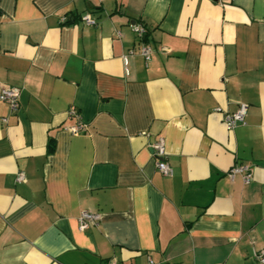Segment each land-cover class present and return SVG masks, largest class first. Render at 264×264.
<instances>
[{
	"label": "crops",
	"instance_id": "crops-1",
	"mask_svg": "<svg viewBox=\"0 0 264 264\" xmlns=\"http://www.w3.org/2000/svg\"><path fill=\"white\" fill-rule=\"evenodd\" d=\"M1 86L0 264H259L264 0H0Z\"/></svg>",
	"mask_w": 264,
	"mask_h": 264
},
{
	"label": "built area",
	"instance_id": "built-area-1",
	"mask_svg": "<svg viewBox=\"0 0 264 264\" xmlns=\"http://www.w3.org/2000/svg\"><path fill=\"white\" fill-rule=\"evenodd\" d=\"M82 22L86 25H94L96 24V20L89 14L84 13L80 16ZM133 32L137 34V36L142 37L145 29L141 24L132 23L130 25ZM119 35V32H117ZM151 47L147 44H142L139 48V54L144 58L145 61H148L151 56ZM19 91L15 87L11 86H1L0 87V100L5 101L9 104L12 110H16L18 108ZM246 103H239L238 107L231 112L223 113V123L226 129L231 130L237 124H243L245 122V112H246ZM84 128V124L80 121H77L76 124L69 127L71 132H77ZM150 148L152 151V156L154 158L155 166L158 171H160L164 175H171L172 168L168 164L165 158V146L163 139L161 137L155 138V140L150 144ZM228 176L233 178L234 175L240 174L243 178V181L248 183L252 178V171L249 165L247 164H235L228 170ZM23 179V173L18 172L16 176L17 181H21ZM99 220V214L91 211H82L78 216V229L85 230L92 224L97 223ZM253 258L259 263L264 264V248L256 250L253 252ZM106 264H117L114 261H108ZM149 264H153V262H149Z\"/></svg>",
	"mask_w": 264,
	"mask_h": 264
},
{
	"label": "trees",
	"instance_id": "trees-1",
	"mask_svg": "<svg viewBox=\"0 0 264 264\" xmlns=\"http://www.w3.org/2000/svg\"><path fill=\"white\" fill-rule=\"evenodd\" d=\"M50 144H51V141H50ZM52 150V145H50L49 149H48V152Z\"/></svg>",
	"mask_w": 264,
	"mask_h": 264
},
{
	"label": "water",
	"instance_id": "water-1",
	"mask_svg": "<svg viewBox=\"0 0 264 264\" xmlns=\"http://www.w3.org/2000/svg\"><path fill=\"white\" fill-rule=\"evenodd\" d=\"M132 23H135L134 21H132Z\"/></svg>",
	"mask_w": 264,
	"mask_h": 264
}]
</instances>
